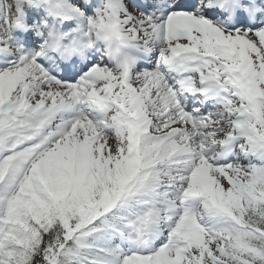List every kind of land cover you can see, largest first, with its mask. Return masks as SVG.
Instances as JSON below:
<instances>
[{
	"label": "snow or ice",
	"instance_id": "obj_1",
	"mask_svg": "<svg viewBox=\"0 0 264 264\" xmlns=\"http://www.w3.org/2000/svg\"><path fill=\"white\" fill-rule=\"evenodd\" d=\"M0 264H264V0H0Z\"/></svg>",
	"mask_w": 264,
	"mask_h": 264
}]
</instances>
